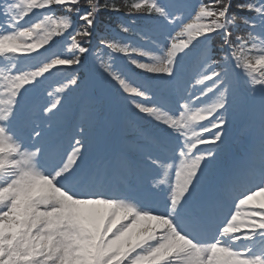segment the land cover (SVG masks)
<instances>
[{
    "label": "snow or ice",
    "instance_id": "1",
    "mask_svg": "<svg viewBox=\"0 0 264 264\" xmlns=\"http://www.w3.org/2000/svg\"><path fill=\"white\" fill-rule=\"evenodd\" d=\"M183 3L123 5L120 32L154 50L108 34L93 45L101 10L121 11L114 0L0 3V264H264V0ZM145 13L164 21L151 35L132 27ZM100 50L117 144L99 133L94 103L62 139L61 110L90 87L80 70ZM245 89L259 91V148L240 180L220 158Z\"/></svg>",
    "mask_w": 264,
    "mask_h": 264
},
{
    "label": "rangeland",
    "instance_id": "2",
    "mask_svg": "<svg viewBox=\"0 0 264 264\" xmlns=\"http://www.w3.org/2000/svg\"><path fill=\"white\" fill-rule=\"evenodd\" d=\"M159 1H160V4L162 6H164L166 9H168V11L171 12V13H177V12H181V11H186V7H185L184 3L178 4L174 0H159ZM0 3H3V0H0ZM56 15L59 16V15H62V14H56ZM160 25H162V24H160ZM147 40H148L149 43L144 44V45H140V46H144L145 50H149V49L154 50V46L151 45L150 39H147ZM138 58L142 59L144 62H148V58L147 57H138ZM115 66L118 67L121 71L125 72L126 74H136L138 72V70H136L134 66H131L127 62H126V66H124L121 63H118V64L116 63ZM130 70H132L133 72L130 71ZM134 72H136V73H134ZM63 78L65 79V77H63L62 75L56 76L53 84H55L58 87H53L48 92L51 93V92H54L56 89H58L60 87V84H58V82H61V80ZM137 78L145 79V77H140V76H138ZM107 79L109 80L108 77H107ZM82 93L83 92H81L79 90L73 91L71 93L70 98H69L70 102H66L65 107L61 110L59 130H58L61 137L66 135L64 130L67 128L68 117H69V115H70V113H71V111H72V109L74 107L75 102L80 100V98L82 96ZM240 102H241V99H240V101L238 102V104L235 106V108L233 110L231 131L229 132V134H228V136L226 138L227 144L229 142L233 141V139H234L233 133H237L238 132L239 123L243 120L244 109H242L240 107L241 106ZM86 108L87 107L84 104H82L80 106L81 117L79 119V122H80L82 116L84 115V112H85ZM110 119H111V115H109V118H108L107 122H105V126L107 127V131H108L109 137H111L113 135V127H114L113 126V122ZM77 125L78 126L73 130L72 135L68 136V139H70L76 132L79 131V123H77ZM45 126H47V125H45ZM129 126H131V125H129ZM245 127L248 128V133H249V131H251V132H253L255 134H257L258 129H259L257 127V124L254 122V120H253V122H250L247 125L245 124ZM245 132H246V130H242V131L239 132L240 133V137H242L244 140L246 139V134H248V133L245 134ZM114 138L117 139L115 136H114ZM116 144H117V142L114 143L113 145H116ZM235 147H237L236 150H240V149L243 148V145L239 144V143H235ZM226 163H227V157H226V154L224 152L222 154L221 158H220V171H221V173H224V174L227 173V170H226V167H225ZM156 178L159 179L160 177H156ZM153 196L155 198L159 199V200H162L163 196H164V193H163V191H161L159 193H153Z\"/></svg>",
    "mask_w": 264,
    "mask_h": 264
},
{
    "label": "trees",
    "instance_id": "3",
    "mask_svg": "<svg viewBox=\"0 0 264 264\" xmlns=\"http://www.w3.org/2000/svg\"><path fill=\"white\" fill-rule=\"evenodd\" d=\"M114 2L116 3V4H118L119 6H121V11L119 12L120 14H124L125 13V11H126V9H124L123 8V5L126 3V2H128V3H130L131 2V0H114ZM204 2L205 3H208V2H210V0H204ZM100 3L101 4H103L104 3V0H100ZM113 13L114 12H111V11H108V10H101V13H100V16L98 17V22L100 23L101 21L103 22V21H108V22H111V21H115V19H114V16H113ZM145 14H147V13H145ZM129 18V17H128ZM130 19V18H129ZM160 19L161 18H159L158 20L160 21ZM136 20L137 21H140V22H145V23H147V24H149L150 26L152 25L150 22H148V21H144V20H141L139 17H137L136 18ZM154 20H157V19H154ZM118 22H119V20H117L116 21V25H118ZM132 34H135V33H132ZM237 35H245V33L244 32H237L236 33ZM121 42L122 43H126L125 41H122L121 40ZM219 44H220V41L219 40H217V41H215L214 42V47H216V48H218L219 47Z\"/></svg>",
    "mask_w": 264,
    "mask_h": 264
}]
</instances>
